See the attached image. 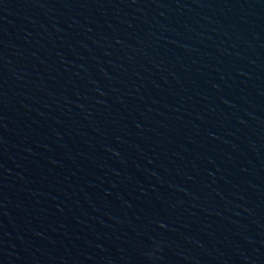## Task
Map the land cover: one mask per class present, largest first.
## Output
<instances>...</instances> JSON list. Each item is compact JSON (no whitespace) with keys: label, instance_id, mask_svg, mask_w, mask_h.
Segmentation results:
<instances>
[{"label":"water","instance_id":"water-1","mask_svg":"<svg viewBox=\"0 0 264 264\" xmlns=\"http://www.w3.org/2000/svg\"><path fill=\"white\" fill-rule=\"evenodd\" d=\"M0 264H264V0H0Z\"/></svg>","mask_w":264,"mask_h":264}]
</instances>
